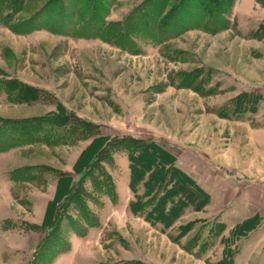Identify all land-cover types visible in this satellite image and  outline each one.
I'll use <instances>...</instances> for the list:
<instances>
[{
	"label": "rangeland",
	"instance_id": "obj_1",
	"mask_svg": "<svg viewBox=\"0 0 264 264\" xmlns=\"http://www.w3.org/2000/svg\"><path fill=\"white\" fill-rule=\"evenodd\" d=\"M51 1L27 0L8 24ZM85 2L87 16L100 12V0ZM183 2L111 0L95 35L86 34V21L82 29L80 8L72 19L82 31L74 34L41 21L16 33L4 21L11 12L0 11V118H67L41 123L44 130L33 125L40 140L13 147V134L0 132V232L22 250L2 261L33 259L47 232L30 226L42 224L60 174L79 180L75 163L102 136L99 165L114 195L95 170L82 184L92 225L75 202L64 212L60 202L58 214L83 233L63 219L68 250L42 264H233L248 246L264 264V0H209L206 8L188 0L176 18L173 5ZM149 145L170 162L167 178L133 191L128 154ZM23 168H33V180L13 181ZM171 187L165 208L175 207L156 213L157 198Z\"/></svg>",
	"mask_w": 264,
	"mask_h": 264
},
{
	"label": "trees",
	"instance_id": "obj_2",
	"mask_svg": "<svg viewBox=\"0 0 264 264\" xmlns=\"http://www.w3.org/2000/svg\"><path fill=\"white\" fill-rule=\"evenodd\" d=\"M65 1V0H64ZM69 1V7L68 9L64 6H62V0H53L49 3L44 4L43 6L37 8L32 14L29 15L27 18H20L16 22H13L11 24H8L11 22L13 16L15 13H18L19 11H26L27 10V0H0V11L3 9L9 10L11 13L6 14L4 17V21H6V25L13 30L16 33H26L27 31H30L33 27V25H37V21H41V24L56 33H62L63 30H70L72 34H74V31H82L78 29H74V19L77 10H79V22L83 23L86 21L89 25V28L91 31L86 32V34L95 35L97 32H101L102 29L105 26V23L103 19V6H109L111 4V0H100L98 3L99 7H101L100 12L99 8L94 7V11L92 12L91 16H87L86 14V2L84 0V6H80V0H72ZM157 2L159 0H148ZM186 4L188 3V0H183ZM209 0H202L203 6L202 8H206L205 6L208 3ZM114 2V0H112ZM184 2L180 5L176 6L173 5L174 8L172 10L173 16L178 17L179 14H176L181 7V5H184ZM93 5V3H92ZM182 5V6H183ZM94 6V5H93ZM186 6V5H184ZM182 8V7H181ZM57 9V10H56ZM107 9V8H106ZM217 11V10H216ZM50 12L49 17L51 19H47V14ZM106 14V12H105ZM68 16L67 23L63 22V17ZM82 16V17H81ZM2 17V16H1ZM196 18V17H195ZM204 21V19H202ZM212 20V18H210ZM52 21V22H51ZM51 22V23H50ZM198 22V21H197ZM94 23V24H93ZM141 23V22H140ZM199 23V22H198ZM50 25V26H49ZM87 26V25H86ZM86 26L82 29H86ZM67 27V28H66ZM74 30V31H73ZM87 31V30H86ZM67 118L65 117H58L55 116L53 118H41V119H34L32 121H4L0 118V132L1 130H4L6 127L8 131L13 134L10 136L9 141L7 145L9 147H13L28 141H38L40 140L38 132H35L30 134V127L33 128V125L38 124L37 130H44L41 123L49 122L50 124H63ZM79 125L83 127H88V124L83 122H78ZM24 130H27L28 133L23 132ZM50 130V127H49ZM16 131V134L14 132ZM83 130H81L82 132ZM47 133V132H46ZM105 138L102 136L95 137L93 139V142L86 148L85 153H82L78 161L74 165V171L79 177V180L77 182H74L72 177L68 174H60V179L56 188V193L54 200L50 203H48L46 207V211L43 217L42 224L37 227L34 225L30 226V229L37 230L39 228H42L46 230V234L43 236V238L40 240V242L37 245V249L34 251L33 259L28 264H42V261L45 259H51L59 253H63L66 250H68V245L64 241L62 235H61V225L63 223V219H67L69 225L73 228V230L76 232V234L83 233L82 226H80L77 221L72 220L71 217L64 215V213L58 214V205L60 202L63 204L62 211H66L67 205L71 204L72 202H75L77 204L79 210H80V219H84L86 223H91V216L89 211L87 210L86 206L83 204L82 195V184L85 181V179L90 176L93 178V172L95 170H99L101 174L104 175L105 180V187L107 189V193L113 197V187L109 181V177H107V174L102 171L99 163L101 162V155L104 154V146H105ZM96 145V149L94 151H91L92 148ZM148 145V144H147ZM3 145L0 141V151H2ZM135 148L134 151L130 152L128 154L129 158V169H130V188L131 190H135V186H137L141 181H144V187L146 189L152 188L153 184L156 181L159 180H165V177L167 178V170L166 166L170 163L167 160H163V158L160 156L159 149L153 145L144 146L140 149ZM106 154V153H105ZM33 168H23L18 170L19 174L17 172H14L11 175V179L13 181H20L27 180L35 177L32 173ZM17 173V175H16ZM29 173V174H28ZM21 176V177H20ZM26 177V178H25ZM146 179V180H145ZM96 181V180H94ZM162 181H160L161 183ZM97 183V182H96ZM174 187H171L170 189L165 190L163 195L159 198H157V204L160 205V207L157 205L155 206V212L159 213L162 211L165 213L171 212L173 209L172 207H175L174 203L171 202L172 207L171 208H165L166 204L169 202V198H171L174 192ZM153 190V189H151ZM181 190V188H180ZM151 192V191H150ZM172 192V193H171ZM176 193L178 191H175ZM176 193L174 195H176ZM66 197V198H65ZM65 198V200H64ZM152 199V197H151ZM139 201L137 202V204ZM131 208L135 206V204H130ZM143 206V205H141ZM184 207V206H183ZM65 208V209H64ZM154 208V207H153ZM138 210V209H137ZM139 210L141 208L139 207ZM4 228V227H3ZM61 249V250H60Z\"/></svg>",
	"mask_w": 264,
	"mask_h": 264
},
{
	"label": "crops",
	"instance_id": "obj_3",
	"mask_svg": "<svg viewBox=\"0 0 264 264\" xmlns=\"http://www.w3.org/2000/svg\"><path fill=\"white\" fill-rule=\"evenodd\" d=\"M248 235L253 236L254 234L249 233ZM12 239H13L12 234H10V232H7V231L0 232V264H13V263H7V262L5 263L4 261L1 260L4 255H7L6 252L13 251L12 253H13V258H14V255L17 256L19 252L22 251L20 246L16 242L17 239L9 243V241ZM250 249L251 248H249V246L247 248L243 247L239 249L237 255L234 257L233 264H256L255 262L256 257L253 256V253L255 252V250L250 251Z\"/></svg>",
	"mask_w": 264,
	"mask_h": 264
}]
</instances>
